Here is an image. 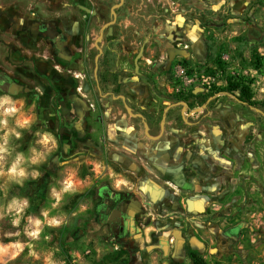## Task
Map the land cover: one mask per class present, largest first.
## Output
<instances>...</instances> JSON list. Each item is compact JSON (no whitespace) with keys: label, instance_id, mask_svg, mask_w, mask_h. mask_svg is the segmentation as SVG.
<instances>
[{"label":"rangeland","instance_id":"1","mask_svg":"<svg viewBox=\"0 0 264 264\" xmlns=\"http://www.w3.org/2000/svg\"><path fill=\"white\" fill-rule=\"evenodd\" d=\"M174 1L181 15L166 16ZM80 3L0 0V97L20 133L5 144L0 128V264H192V251L210 264H264V0H128L145 17L133 27L119 17L100 54ZM32 21L55 25L50 43ZM242 78L254 106L210 89ZM21 114L27 129L14 126ZM32 150L41 162L29 163ZM17 155L23 178L7 175ZM103 185L134 213L129 243L97 219Z\"/></svg>","mask_w":264,"mask_h":264},{"label":"flooded vegetation","instance_id":"2","mask_svg":"<svg viewBox=\"0 0 264 264\" xmlns=\"http://www.w3.org/2000/svg\"><path fill=\"white\" fill-rule=\"evenodd\" d=\"M81 1L82 3L77 5L79 11L83 12L86 16L94 18L95 23L97 24V26H99V33H98L99 35L102 28L106 26L102 32L101 38L104 36V33L109 28H113L117 25V23L119 22V17L122 18L125 17L129 25H132L133 27L134 25L131 19L133 20L135 16L142 18L145 17L144 15H146V12L148 10L147 6L145 5H142L141 7H137V5L129 6L128 0H81ZM165 1H169V0H165ZM169 5L171 7H169ZM164 6L165 9L163 11L166 14V16L175 17L181 15V9L179 8L180 5L177 4L175 1L170 2L169 4L165 3ZM172 6H174V8H172ZM123 12L126 13L122 14ZM47 22L48 21L45 22L32 21L30 23V27L32 32L33 30L34 32H36V34H39L38 32H40V34L37 35V38L38 37L45 38L50 43L49 39L50 40L53 39L52 38L53 35L51 33H55L56 31H55V25ZM109 23H111V25H109ZM39 28L42 29L39 30ZM37 40L38 39H36L35 41ZM142 42L143 45L140 47L139 52L142 49V54H143L146 46V41L143 40ZM2 86H4V90H7L5 84ZM74 104L76 105V102ZM69 105H70V109H69L68 119L79 120L83 114V111L80 108L79 104L77 107L75 106L73 108L75 112H72L73 109L71 102L69 103ZM97 197L99 199V202L95 207V213L101 225L107 228V231L109 232V239L111 241H125L129 243L128 241L130 237H132L131 231L136 230L132 226L133 224L132 215H134L132 210H130L128 207H124L123 205H121V203L123 202L121 201L122 200L121 195L107 185H103L102 187L99 188L97 192ZM122 221H124L123 222L124 227H122ZM112 226H113L112 229L114 230L113 233L111 231Z\"/></svg>","mask_w":264,"mask_h":264},{"label":"clouds","instance_id":"3","mask_svg":"<svg viewBox=\"0 0 264 264\" xmlns=\"http://www.w3.org/2000/svg\"><path fill=\"white\" fill-rule=\"evenodd\" d=\"M39 91V89H37ZM16 109L13 106V101L8 96L0 97V128L3 129V140L4 143H7L9 135L12 137H15L16 139L20 138V133L18 131H15L13 128L8 127V118L16 113ZM15 128H23L27 129L30 126V119H23L22 114L19 118H17L14 122ZM36 135L40 136V140L38 141L39 144L42 146H46L49 142L52 143L53 147L55 146V141L53 137L49 133H36ZM0 151H6V149L0 148ZM42 157L39 153L35 152V150H32V158L30 159V164H37L41 162ZM24 162V158L21 155H17L15 162L11 165V167L8 169L7 175L12 177H20L23 178L25 176V169L22 167H19L21 163ZM39 173L33 171L31 173V176L33 179H36L38 177ZM17 183L20 181L17 180ZM71 188L70 183H66L65 186L62 188V192H67ZM57 202L59 201V196L56 197ZM16 201L14 200L11 205H9V208L11 209L13 206H15ZM26 205V201L24 202ZM52 207H56V203L52 204ZM19 212L20 209H17ZM45 217H47V213L45 212L43 214ZM19 216H17L16 220H13L12 223L16 224L18 222ZM36 225H39L40 221H35ZM47 223L51 226H55L58 224V221L56 220H48ZM31 235L35 236L37 235L36 232L31 233Z\"/></svg>","mask_w":264,"mask_h":264},{"label":"trees","instance_id":"4","mask_svg":"<svg viewBox=\"0 0 264 264\" xmlns=\"http://www.w3.org/2000/svg\"><path fill=\"white\" fill-rule=\"evenodd\" d=\"M258 60V59H257ZM251 82L243 78L238 80L227 79L223 87L211 86V91L219 94L238 93L239 100L245 102L248 106H254L256 103L252 100L253 94L250 88ZM192 264H210L201 258L196 252H190Z\"/></svg>","mask_w":264,"mask_h":264},{"label":"water","instance_id":"5","mask_svg":"<svg viewBox=\"0 0 264 264\" xmlns=\"http://www.w3.org/2000/svg\"><path fill=\"white\" fill-rule=\"evenodd\" d=\"M109 25H111V23H109ZM105 27H106V26H104V27L102 28V30L100 31V35H99V37L97 38L96 43H95V46H96V48H97L99 54L102 52V50H101V48L98 46L97 41L100 40V38H101V36H102V32H103V30H104ZM141 54H142V49L140 50V52L138 53V55L135 57V60H134L135 73H138V60L140 59ZM97 61H98V56H97L96 59H95V66H96V67H97ZM123 222H124V221H122V227H124V223H123ZM112 228H113V226L111 227V231H112V233H113L114 230H113ZM114 233H115V232H114Z\"/></svg>","mask_w":264,"mask_h":264},{"label":"crops","instance_id":"6","mask_svg":"<svg viewBox=\"0 0 264 264\" xmlns=\"http://www.w3.org/2000/svg\"><path fill=\"white\" fill-rule=\"evenodd\" d=\"M96 47V46H95ZM96 67V66H95ZM261 215H264V212L261 214ZM258 234H260V237H262L263 235H264V224H262V228H261V230L259 231V233ZM216 244H218L219 245V243H217L216 241H212V245H211V250H210V253H217V252H221V250H222V246L218 249L217 248V245ZM210 249V248H209ZM205 258V260H206V257H204ZM208 262H209V260H207Z\"/></svg>","mask_w":264,"mask_h":264}]
</instances>
